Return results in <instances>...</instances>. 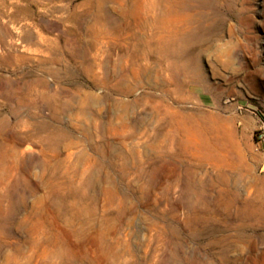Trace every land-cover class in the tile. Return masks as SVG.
<instances>
[{"label":"rangeland","instance_id":"obj_1","mask_svg":"<svg viewBox=\"0 0 264 264\" xmlns=\"http://www.w3.org/2000/svg\"><path fill=\"white\" fill-rule=\"evenodd\" d=\"M263 202L264 0H0V264H264Z\"/></svg>","mask_w":264,"mask_h":264},{"label":"bare ground","instance_id":"obj_2","mask_svg":"<svg viewBox=\"0 0 264 264\" xmlns=\"http://www.w3.org/2000/svg\"><path fill=\"white\" fill-rule=\"evenodd\" d=\"M29 32H30V31H29ZM26 34H27V33H26ZM29 34H30V33H29ZM181 34H182V33H181ZM30 36H31V34H30ZM180 42H181V44L183 45V44L185 43V38L181 37ZM182 45H181V46H182ZM181 46H180V47H181ZM184 48H185V47L182 48L183 51H184ZM182 53H183V52H182ZM179 54L181 55V52H180ZM182 55L185 56L184 53H183ZM182 57H183V56H182ZM182 57H181V58H182ZM10 58H11V57H10ZM182 59H183V58H182ZM187 68H189V67H187ZM185 69H186V66H185V67H182V70H183V71H185ZM182 70H181V71H182ZM26 150H27V151L32 150L31 145H27ZM235 189H236V188H235ZM235 189H234V190H235ZM229 190H230V189H229ZM227 191H228V190H227ZM237 191H238V190H237ZM234 192H235V191H234ZM228 193H229V192H228ZM232 193H233V192H232ZM236 194H237V193H236ZM227 199H228V198H227ZM231 199H232V198H231ZM238 199H239V198H238ZM232 200H233V199H232ZM232 200H231V201H232ZM241 200H243V199H241ZM249 200H250V199H249ZM221 202H222V201H221ZM221 202H220V203H221ZM222 203H223V202H222ZM224 203H225V202H224ZM227 203H228V202H227ZM232 203H233V201H232ZM232 203H231V204H232ZM250 203H253V201L250 202ZM256 203H257V202H256ZM244 204H245V203H244ZM246 204H247V203H246ZM254 205H256V204H254ZM263 205H264V202H263ZM246 206H247V205H246ZM246 206H245V207H246ZM248 206H249V205H248ZM258 206H259V205H258ZM231 207H232V205L230 206V208H231ZM235 208H236V207H235ZM254 208H255V207H254ZM261 208H262V207H261ZM243 209H244V208H243ZM243 209H242V211H243ZM249 209H250V207H249ZM259 209H260V207H259ZM244 210H245V209H244ZM246 210H247V209H246ZM238 212H239V211H238ZM256 212H257V210H256ZM242 213H243V212H242ZM245 213H246V212H245ZM252 213H253V212H252ZM252 213H251V214H252ZM260 213H262V212H260ZM239 214H240V213H239ZM263 214H264V213H263Z\"/></svg>","mask_w":264,"mask_h":264}]
</instances>
